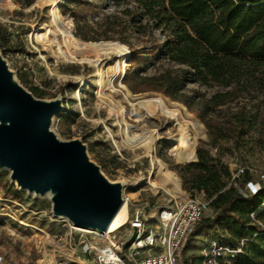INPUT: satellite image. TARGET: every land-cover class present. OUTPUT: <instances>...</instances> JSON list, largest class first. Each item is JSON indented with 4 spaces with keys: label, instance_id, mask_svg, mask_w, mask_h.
I'll list each match as a JSON object with an SVG mask.
<instances>
[{
    "label": "rangeland",
    "instance_id": "rangeland-1",
    "mask_svg": "<svg viewBox=\"0 0 264 264\" xmlns=\"http://www.w3.org/2000/svg\"><path fill=\"white\" fill-rule=\"evenodd\" d=\"M118 8L112 0H0V55L20 86L35 98H60L63 109L50 127L56 137L79 139L102 175L135 192L134 200L145 203L147 212L176 197L206 200L199 192L182 190L176 173L195 161L194 152L200 146L210 148L212 156L228 166L226 189L247 196L244 169L256 187H264V107L260 101L244 100L258 115L253 129L237 144L226 141L215 151L207 145V127L200 118L225 126L229 109L243 99L228 97L223 105L212 107L204 100L218 88L191 82L174 92L175 100L147 90L151 85L142 79L160 72L165 64L154 56L129 63L130 52L148 43L133 28L121 30L112 25L114 14L124 19L117 14ZM71 11L78 13L77 28ZM75 32L94 41L76 38ZM165 35L153 30L146 38L161 44ZM192 149L193 160L185 162ZM7 175L0 171V264H89L92 256L78 242L108 244L123 239V228L108 239L72 230L71 243L66 240L62 245L71 229L65 231V220L50 216L47 196L33 198L18 191ZM132 209L127 207L128 215ZM215 213L210 206L203 218H213ZM251 215L252 222L264 228ZM210 239L231 247L235 243L219 224L204 232L193 230L179 264L190 260L197 264L204 242Z\"/></svg>",
    "mask_w": 264,
    "mask_h": 264
},
{
    "label": "trees",
    "instance_id": "trees-1",
    "mask_svg": "<svg viewBox=\"0 0 264 264\" xmlns=\"http://www.w3.org/2000/svg\"><path fill=\"white\" fill-rule=\"evenodd\" d=\"M112 1L120 5L116 12L124 17L114 14L116 23L112 25L121 30L133 28L143 37V43H148L130 52L129 63L154 56L165 64L160 72L142 79L151 85L147 90L175 100L174 92L191 82L203 88H218L204 100L212 107L223 105L228 97L243 99L235 109H229L225 126L212 125L200 118L207 127L208 146L218 151L223 142L233 140L237 144L240 137L253 129L258 115L244 100L248 103L259 100L264 107V0ZM71 14L77 28L78 13L71 11ZM153 30L165 32L161 44L146 38ZM74 36L94 41L77 32ZM193 93L202 98L196 91ZM194 153L195 161L176 171L181 188L203 194L209 207L216 211L213 218H202L194 231L204 232L219 224L235 241L232 247L245 240L241 253L233 259L234 264H264V228L250 219L254 214L264 225V187L246 197L232 188L226 189L228 166L213 157L210 148L196 147ZM184 160H193V149ZM242 173L243 184L252 182L248 170Z\"/></svg>",
    "mask_w": 264,
    "mask_h": 264
},
{
    "label": "water",
    "instance_id": "water-1",
    "mask_svg": "<svg viewBox=\"0 0 264 264\" xmlns=\"http://www.w3.org/2000/svg\"><path fill=\"white\" fill-rule=\"evenodd\" d=\"M60 98L40 100L14 78L0 55V171L21 192L47 196L50 216L103 234L122 204V182H110L79 139L51 130Z\"/></svg>",
    "mask_w": 264,
    "mask_h": 264
},
{
    "label": "built area",
    "instance_id": "built-area-1",
    "mask_svg": "<svg viewBox=\"0 0 264 264\" xmlns=\"http://www.w3.org/2000/svg\"><path fill=\"white\" fill-rule=\"evenodd\" d=\"M246 188L247 194L253 195L258 187L249 181L246 182ZM135 195V192L125 188L121 190L122 202H125L126 207H133L129 215L126 212L120 228L124 230L123 239L108 244L91 243L84 239L78 242L83 245L85 253L91 254L89 264H179L180 254L195 225L209 207L207 200L176 197L163 207H155L147 212V205L137 204ZM64 223L65 231L67 228L74 229L68 222ZM73 232L71 230L66 234L60 243L63 245L67 240L69 245ZM244 243L245 240H241L234 248L210 239L204 242L197 264H230L241 253Z\"/></svg>",
    "mask_w": 264,
    "mask_h": 264
},
{
    "label": "bare ground",
    "instance_id": "bare-ground-1",
    "mask_svg": "<svg viewBox=\"0 0 264 264\" xmlns=\"http://www.w3.org/2000/svg\"><path fill=\"white\" fill-rule=\"evenodd\" d=\"M177 189H178V184H177ZM126 212H127L126 204H125V202H122V204H121L120 208L118 209L117 213L115 214L114 218L112 219L109 226L106 228V230L104 231V233L101 236L96 234V232H92L89 230H83V229H79V228H74V229L70 228V229L75 230L77 232H81L83 234H92V235H95V236L100 237L102 239H108L112 236L111 234H113L114 232H116L117 230H119L123 226V223H124L125 218H126Z\"/></svg>",
    "mask_w": 264,
    "mask_h": 264
}]
</instances>
